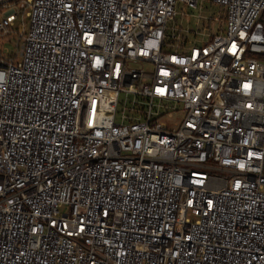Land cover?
I'll return each instance as SVG.
<instances>
[{
  "label": "built area",
  "instance_id": "obj_1",
  "mask_svg": "<svg viewBox=\"0 0 264 264\" xmlns=\"http://www.w3.org/2000/svg\"><path fill=\"white\" fill-rule=\"evenodd\" d=\"M200 1L0 0V264H264V0Z\"/></svg>",
  "mask_w": 264,
  "mask_h": 264
},
{
  "label": "rangeland",
  "instance_id": "obj_2",
  "mask_svg": "<svg viewBox=\"0 0 264 264\" xmlns=\"http://www.w3.org/2000/svg\"><path fill=\"white\" fill-rule=\"evenodd\" d=\"M177 11L178 13L175 19L171 20L169 24L171 27H175L176 29L187 31L186 35L189 47H191L193 43L200 44L203 41H207L209 35L211 34L225 32L226 24L221 20L224 13V7L216 2L211 0H202L199 2V6L196 9L184 7L181 3H179L177 5ZM28 25V18L25 17L26 29H28ZM22 29V20L19 18L15 23L14 31L4 38L5 44L9 47L8 49L10 54L16 53L17 41L19 39L18 31H22ZM126 98L127 101L125 102ZM133 99V95L121 92L117 106V112L115 115L116 122H128L129 118L137 115L136 112L131 108ZM167 106L172 107L173 104L165 103L163 112H165V109L168 111H174V115L173 117H170L167 113H165L161 117V120L164 121L169 128H173L175 127V122L182 121L183 113L182 111L167 109ZM180 107H182V105ZM190 217L193 220L196 219V217L192 215H190Z\"/></svg>",
  "mask_w": 264,
  "mask_h": 264
}]
</instances>
